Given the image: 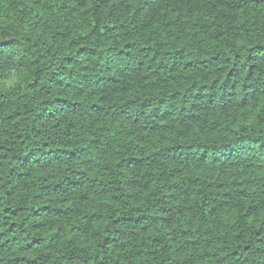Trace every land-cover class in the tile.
I'll return each mask as SVG.
<instances>
[{
    "label": "trees",
    "instance_id": "1",
    "mask_svg": "<svg viewBox=\"0 0 264 264\" xmlns=\"http://www.w3.org/2000/svg\"><path fill=\"white\" fill-rule=\"evenodd\" d=\"M0 264H264V0H0Z\"/></svg>",
    "mask_w": 264,
    "mask_h": 264
}]
</instances>
